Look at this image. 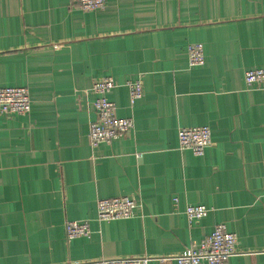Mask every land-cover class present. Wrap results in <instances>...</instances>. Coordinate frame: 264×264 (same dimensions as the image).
I'll use <instances>...</instances> for the list:
<instances>
[{"label":"crops","instance_id":"0c3cea01","mask_svg":"<svg viewBox=\"0 0 264 264\" xmlns=\"http://www.w3.org/2000/svg\"><path fill=\"white\" fill-rule=\"evenodd\" d=\"M202 43L203 65L187 46ZM264 0H0V87L29 91L27 115H0V264L175 255L216 224L237 236L226 264H264ZM110 76L123 137L92 147V85ZM140 78L133 105L127 80ZM206 125L203 155L177 131ZM133 196L127 219L98 221L99 198ZM174 199H177L175 202ZM208 214L189 223L186 205ZM66 220L89 237L67 240ZM149 264H176L151 261Z\"/></svg>","mask_w":264,"mask_h":264},{"label":"built area","instance_id":"2783aa9c","mask_svg":"<svg viewBox=\"0 0 264 264\" xmlns=\"http://www.w3.org/2000/svg\"><path fill=\"white\" fill-rule=\"evenodd\" d=\"M107 0H78L83 11H94L105 7ZM190 66L203 65L205 61L202 43H190L187 46ZM244 81L248 86L264 84V68L247 69ZM116 86L114 79L104 76L92 85L95 95L93 100L94 119L89 122L88 139L92 147L100 143H109L125 136L133 128V119L115 115V104L109 99V93ZM128 98L131 105L142 97L143 82L140 78L127 80ZM31 110L29 91L23 86L0 87V115H27ZM179 149L190 150L194 155H203L211 144V130L208 126L182 127L177 131ZM175 202L177 199H174ZM141 207L140 201L128 195L99 198L96 201V219L112 221L127 219ZM202 205L188 204L184 214L191 224L208 214ZM64 231L67 240L75 237H89L91 230L87 220H66ZM237 236L227 230L223 223L216 224L213 231L197 245L187 247L175 255L151 257L121 256L101 257L91 260L67 261L62 264H149L151 261L165 262L172 260L176 264H226L236 252Z\"/></svg>","mask_w":264,"mask_h":264},{"label":"trees","instance_id":"16d2710c","mask_svg":"<svg viewBox=\"0 0 264 264\" xmlns=\"http://www.w3.org/2000/svg\"><path fill=\"white\" fill-rule=\"evenodd\" d=\"M116 115V114H115Z\"/></svg>","mask_w":264,"mask_h":264}]
</instances>
